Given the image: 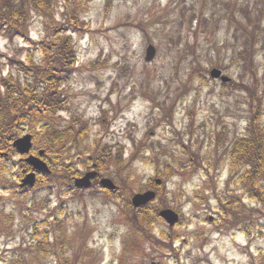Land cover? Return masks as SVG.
<instances>
[{
    "label": "rangeland",
    "instance_id": "1",
    "mask_svg": "<svg viewBox=\"0 0 264 264\" xmlns=\"http://www.w3.org/2000/svg\"><path fill=\"white\" fill-rule=\"evenodd\" d=\"M57 1L51 6L62 11L63 0ZM228 1L92 2L88 12L82 15L86 22L82 35L74 34L77 70L69 82L63 84L67 111L61 112L58 129L68 127L71 121L86 125L90 137L84 145L90 149L108 147L110 165L104 174L127 189L121 199L97 184L78 193L70 192L69 187L61 192L60 184L65 182L72 186V176L85 172L86 158L80 154L85 147L69 143L70 151L59 163L60 167H55L53 174L45 175L48 179L42 176V187L24 193L19 186V173L25 165L19 162L20 156L16 157L18 172L17 162L13 160L10 172L4 175L3 182L10 190L0 189V264L38 255L33 249L40 250L41 237H32L36 227L33 221L39 232L52 230L53 241L62 230L54 220L57 216L67 232L58 250L68 247L65 255L70 257V264H122L124 246L129 249L130 242L125 201L131 199L134 192L146 189L153 178L162 179L160 187L165 183L169 205L182 215L179 226L166 228L178 238L174 247L179 259L168 250L161 256V252L155 250L159 247L143 238L142 253L132 252L136 264L152 261L264 264V220L258 212L260 207L236 185V173L229 165L227 153L233 140L244 133L250 115L249 103L259 97L263 102L257 116L264 123V20L261 21L262 33L256 40V72L246 71L241 78L242 67L232 61L239 55L234 52L231 20L227 19L231 16L224 6ZM239 1L249 2L253 13L262 8L264 15V0ZM202 6L208 15H213L210 24L207 28H192L187 20L203 9ZM56 18L62 21L60 13ZM217 19L219 27L213 34ZM45 23L33 13L28 26L30 39L38 41L47 35ZM2 32L0 30V79L10 71L17 73L15 60H25L27 49L32 48L26 38L18 34L9 38ZM149 44L157 48L152 62L145 59ZM34 58H42L37 49ZM199 65L219 67L232 77V84L244 79L252 90L251 84L255 85L257 92L251 96L248 88L235 86V90L226 93L228 88L215 78L207 85L202 84L197 71ZM224 126L228 135L218 144L217 133L223 131ZM34 144L37 151L41 149L38 138ZM193 153L196 158L190 162ZM68 164L72 166L71 172L61 166ZM169 173L172 176H168ZM231 193L235 200L241 199L243 209L254 218L250 222L255 223L249 228L250 235L225 234L216 230L219 225L208 222L210 216L222 222L224 212L219 199ZM158 204L157 201L154 206ZM13 211L16 217L12 222L9 215ZM230 216L228 214L227 219L234 220ZM161 228L165 227L159 224L149 235L158 236ZM82 244L90 245L92 250L80 252ZM77 252H80V260L74 262ZM62 261L52 255L41 260L43 264H63Z\"/></svg>",
    "mask_w": 264,
    "mask_h": 264
},
{
    "label": "trees",
    "instance_id": "2",
    "mask_svg": "<svg viewBox=\"0 0 264 264\" xmlns=\"http://www.w3.org/2000/svg\"><path fill=\"white\" fill-rule=\"evenodd\" d=\"M54 1L57 0H0V30L3 31L4 36L12 38L15 34H18V36L26 38L30 45L32 43V48L30 46L27 49V58L25 60L20 58L15 60V64L18 66L17 73L10 71L0 79V87L3 88L2 91L0 90V189L10 190L9 185H5L3 182L4 175L10 172V161L14 160L16 153L12 142L16 136H21L24 132L32 133L35 141L38 138L39 146L46 150L44 158L52 170L55 167H60L59 163L70 151V147L67 149L69 143L75 144L77 147L82 145L85 147L80 151V154L86 158L84 166L96 163L100 173H104L109 169L110 151L107 150V146L90 149L84 145L85 140L90 137L89 129L86 125H77L72 121L71 126L58 129L59 121L62 119L61 115H58V111L64 109L67 102L63 84L68 83L77 70L75 66L77 60L74 34H81V31L84 30L83 25L86 22L82 19V15L88 12L94 0H63L61 2L62 11H56V6H51ZM224 6L226 10H229V15L231 16L230 18L227 17V19L231 20L230 29H232L231 32L234 35V52L235 55H239V58H232V61L242 67L241 74L246 71H251L254 74L256 72V40L258 35L262 33L263 9L257 8V12L253 13L249 2L244 4L239 0H229L224 3ZM33 13L46 21L47 35L38 41L30 39L28 35L29 21ZM58 13H60L62 21L56 18ZM212 16L208 15L203 8L198 13L194 12L192 14V17L189 18V23L192 28L194 26H196L195 28H207ZM195 23L196 25H194ZM219 23V19L214 22L213 34L215 33L214 29L219 27ZM35 49L42 55L39 60L34 58ZM193 69L196 72L195 66ZM197 71L201 83L207 85L211 80L206 75L208 69L199 65ZM243 76L244 74L241 75V78ZM235 82L237 83L232 84V81L231 83L223 84L225 88H228L226 93L233 91V89L235 90V86L239 89L248 88L251 96L257 92L256 86L251 84L252 90L244 82V79H241L240 82ZM262 102L263 100L259 97L256 102L249 103L250 115L244 133L233 140L227 153L229 165L236 173L234 179L236 185H241V188L249 195V198L259 205L258 212L260 213V218L264 220V123L257 116ZM222 130L217 133L216 143L218 144H221L223 137L228 135L225 126ZM188 151L190 152V148L187 149ZM195 158L196 156L193 153L189 159L190 162H194ZM220 158H218V161ZM206 164H210V161L206 162ZM61 166L71 172V165ZM25 167H29V165L27 164ZM182 168L185 169V167ZM19 175L22 176L21 170ZM167 175L172 176V173ZM43 178L44 180L48 179L46 176H43ZM43 178L40 177L39 181H43ZM73 178L72 176V180ZM65 179L66 177H63V180ZM149 182L153 184L152 180ZM163 184L165 186V183ZM37 186L26 187L21 189V191L24 193L35 191L37 188L42 187V184L39 183ZM164 186H156L159 196L157 197L159 202L157 207L148 205L136 209L132 206L129 199L125 201V211H127L126 225L129 227V232L136 239V243H139L143 238H147L153 245L172 248V243L176 237L169 233L168 230L161 228V233H164L163 239L165 240H155V237L149 235L154 225L156 226L158 222V224H162L158 214L160 208L170 207L168 203L169 192L165 191ZM64 187H69L70 192L74 193H78V190H81L63 182V185L60 184L61 192H64ZM125 189H127V186L119 188L117 191L107 192L115 197L119 194L117 198L121 199ZM219 200L224 212L222 219L225 224L228 223L227 218L229 216H226L229 214L231 215L230 217L238 219H236L237 224L243 223L247 232L250 231L249 228L255 226V223H250L254 221L251 212L247 211L246 208L243 209L245 207L243 206L244 204L240 199L238 201L235 200L232 193L229 197L220 198ZM32 211L33 209L31 208V214L34 218ZM9 217H11L12 222L13 220L15 221V212L13 211ZM58 219V216L54 218L62 230H59L53 241H50L52 230L46 229V231L39 232L37 224L33 221L36 227L32 237H41L39 241L41 242L39 243L41 245L40 250L33 249L38 255L31 256L30 259L26 257L18 258L10 264H43L41 260L43 261L49 255L56 257L60 261L63 260V264H70V257L65 255L69 251L68 247L63 246L62 251L58 250L59 245L63 244L60 243V240L64 239L67 234L66 229ZM132 223L134 226H132ZM231 225L233 226V222L228 223V226H224L229 228ZM46 243L47 247H45ZM80 247V252L82 250H87L88 252L92 250L87 244H82ZM125 248L122 262L132 264L131 253H129L131 251L127 249L126 245ZM80 252L75 254L74 262H79Z\"/></svg>",
    "mask_w": 264,
    "mask_h": 264
},
{
    "label": "water",
    "instance_id": "3",
    "mask_svg": "<svg viewBox=\"0 0 264 264\" xmlns=\"http://www.w3.org/2000/svg\"><path fill=\"white\" fill-rule=\"evenodd\" d=\"M156 55V47L154 45H149L148 49H147V56L146 59L148 61H151L154 59ZM212 76L213 77H220L221 76V70L214 68L212 70ZM223 81H228L229 78L226 76H222L221 77ZM14 146L17 147L22 153H27L30 151L31 147H32V142H31V135H25L22 138H19L18 140H16L14 142ZM43 153V151H41V154ZM27 161L31 162L35 168L37 169H41V170H45V171H50V169L48 168L47 164L41 160L39 157H35V156H30ZM97 175V173L95 171L92 172H88L84 177L81 178H77L76 179V184L78 186H83V187H88L91 185L92 183V179L95 178ZM35 181V174H31L29 175L25 180H24V184L26 183H30L33 184ZM101 183L104 186L110 187L112 189L116 188V185L113 183L112 180L110 179H102ZM155 197V193L152 191H148L146 193H138L133 197V203L136 206L142 205L147 203L149 200H151L152 198ZM161 215L167 219V221L174 225L176 223V221L179 218V215L171 210V209H165L161 212Z\"/></svg>",
    "mask_w": 264,
    "mask_h": 264
}]
</instances>
